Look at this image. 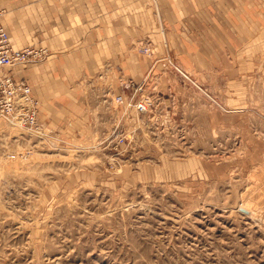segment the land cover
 I'll list each match as a JSON object with an SVG mask.
<instances>
[{"label": "rangeland", "instance_id": "rangeland-1", "mask_svg": "<svg viewBox=\"0 0 264 264\" xmlns=\"http://www.w3.org/2000/svg\"><path fill=\"white\" fill-rule=\"evenodd\" d=\"M261 28L245 62L214 78L141 41L152 63L130 94L114 75L87 84L112 87L97 103L116 112L94 142L36 137L2 118L0 264H264Z\"/></svg>", "mask_w": 264, "mask_h": 264}, {"label": "crops", "instance_id": "crops-1", "mask_svg": "<svg viewBox=\"0 0 264 264\" xmlns=\"http://www.w3.org/2000/svg\"><path fill=\"white\" fill-rule=\"evenodd\" d=\"M0 6L14 48L46 49L45 61L13 71L33 84L47 135L67 143L94 142L112 128L113 105L97 103L99 94L110 100L112 87L87 84L114 75L130 94V78L139 82L152 63L137 53L141 41L151 38L155 59L171 56L182 71L214 78L220 65L245 62L244 48L254 49L263 36L264 0H0Z\"/></svg>", "mask_w": 264, "mask_h": 264}, {"label": "built area", "instance_id": "built-area-1", "mask_svg": "<svg viewBox=\"0 0 264 264\" xmlns=\"http://www.w3.org/2000/svg\"><path fill=\"white\" fill-rule=\"evenodd\" d=\"M4 12L0 6V117L43 138L46 131L39 118L38 100L30 83L13 71L16 66L29 62L36 52L29 47L19 49L11 45L9 32L2 21ZM41 50L45 52V49ZM116 100L122 102L123 97L119 95ZM135 106L139 111L147 109L144 102H137Z\"/></svg>", "mask_w": 264, "mask_h": 264}]
</instances>
